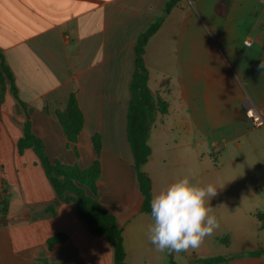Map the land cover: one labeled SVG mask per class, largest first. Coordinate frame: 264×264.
I'll list each match as a JSON object with an SVG mask.
<instances>
[{
	"label": "crops",
	"instance_id": "1",
	"mask_svg": "<svg viewBox=\"0 0 264 264\" xmlns=\"http://www.w3.org/2000/svg\"><path fill=\"white\" fill-rule=\"evenodd\" d=\"M166 1L0 0V51L24 104L8 87L0 92V264H114L109 242L57 199L33 151L16 149L25 120L49 161L79 169L94 160L99 135L97 196L122 232L125 264H166L168 250L146 235L152 221L140 208L125 124L135 39ZM218 1L178 0L144 51L151 96L167 106L151 124L143 165L152 196L189 174L219 187L210 204L220 227L198 248L173 253L177 264L264 248L256 217L264 214V126L253 127L243 105L248 99L264 119V0H232L223 18ZM70 95L83 116L74 142L58 122ZM56 234L63 240L48 246ZM225 264H264V254Z\"/></svg>",
	"mask_w": 264,
	"mask_h": 264
},
{
	"label": "trees",
	"instance_id": "2",
	"mask_svg": "<svg viewBox=\"0 0 264 264\" xmlns=\"http://www.w3.org/2000/svg\"><path fill=\"white\" fill-rule=\"evenodd\" d=\"M178 0H167L164 4L163 14L151 23L135 39L133 48L134 64L133 72L129 82V101L126 110V139L133 159V168L136 172L138 187L142 196L141 211L150 216V199L152 197L151 179L143 171V165L151 154L148 145V138L151 124L156 113L165 114L166 103L152 97L148 88V70L145 68L144 51L147 41L159 29L163 19L174 7ZM232 0H219L214 6V14L223 18L228 13ZM9 88L10 93L18 100L13 74L6 64L4 56L0 51V92ZM21 107L24 104L18 101ZM63 133L69 142H74L79 135L83 116L79 109L76 98L70 95L64 111L58 115ZM91 144L94 151V160L85 169L74 166H66L59 162H51L45 156L42 141L37 138L32 130L29 121L25 120L22 128V136L17 141L18 152L31 149L41 166L45 178L58 200L63 203L72 204L75 207L78 217L85 222L88 231L92 235L104 237L113 249L114 264H125L126 252L123 244L121 230L117 227L115 217L108 212L99 202L96 190V181L100 175L99 155L102 150L99 135L91 137ZM6 201L0 199V214L6 213ZM46 212L52 213L51 207ZM256 217L264 229V214L256 213ZM63 234H56L47 240L48 246L63 240ZM226 243L225 237L220 239ZM173 253L185 255L184 252H167L166 264H177L174 262ZM264 254V248L252 252H245L236 255H216L207 258L190 259L185 264H225L240 257H260Z\"/></svg>",
	"mask_w": 264,
	"mask_h": 264
},
{
	"label": "clouds",
	"instance_id": "3",
	"mask_svg": "<svg viewBox=\"0 0 264 264\" xmlns=\"http://www.w3.org/2000/svg\"><path fill=\"white\" fill-rule=\"evenodd\" d=\"M218 188L213 183L196 182L189 174L153 195L150 199L152 222L146 235L154 248L159 252H182L201 246L220 227L210 204Z\"/></svg>",
	"mask_w": 264,
	"mask_h": 264
},
{
	"label": "built area",
	"instance_id": "4",
	"mask_svg": "<svg viewBox=\"0 0 264 264\" xmlns=\"http://www.w3.org/2000/svg\"><path fill=\"white\" fill-rule=\"evenodd\" d=\"M250 41H245V45H249ZM244 114L247 120L251 122L253 127L264 126V119L262 117L261 111L254 106L248 99H245L244 103Z\"/></svg>",
	"mask_w": 264,
	"mask_h": 264
},
{
	"label": "rangeland",
	"instance_id": "5",
	"mask_svg": "<svg viewBox=\"0 0 264 264\" xmlns=\"http://www.w3.org/2000/svg\"><path fill=\"white\" fill-rule=\"evenodd\" d=\"M4 164H5L4 165V170H5L4 174L8 176L9 173L7 171H8V166H9L10 163L7 162V163H4ZM9 176H11V175H9ZM16 196H17L16 189L10 188L9 197L16 199Z\"/></svg>",
	"mask_w": 264,
	"mask_h": 264
},
{
	"label": "water",
	"instance_id": "6",
	"mask_svg": "<svg viewBox=\"0 0 264 264\" xmlns=\"http://www.w3.org/2000/svg\"><path fill=\"white\" fill-rule=\"evenodd\" d=\"M4 220V223H6V220H5V218L3 219ZM194 258V257H193Z\"/></svg>",
	"mask_w": 264,
	"mask_h": 264
}]
</instances>
